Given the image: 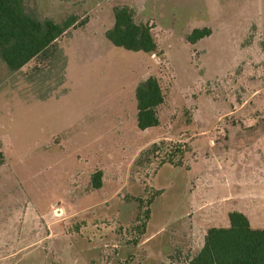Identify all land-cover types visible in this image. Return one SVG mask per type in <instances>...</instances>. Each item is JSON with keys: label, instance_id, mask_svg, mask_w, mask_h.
Here are the masks:
<instances>
[{"label": "rangeland", "instance_id": "1", "mask_svg": "<svg viewBox=\"0 0 264 264\" xmlns=\"http://www.w3.org/2000/svg\"><path fill=\"white\" fill-rule=\"evenodd\" d=\"M28 4L56 21L75 14L81 29L67 81L65 37L15 73L0 61V264H188L209 195L239 197L223 202L221 222L237 208L264 228V0ZM122 4L152 24L155 53L101 34ZM204 26L212 34L190 43ZM85 30L97 57L80 65ZM150 75L165 94L161 123L138 133L133 86Z\"/></svg>", "mask_w": 264, "mask_h": 264}, {"label": "trees", "instance_id": "2", "mask_svg": "<svg viewBox=\"0 0 264 264\" xmlns=\"http://www.w3.org/2000/svg\"><path fill=\"white\" fill-rule=\"evenodd\" d=\"M135 16V9L128 4L113 7V25L106 30L105 36L115 46L155 53L158 43L152 24L139 23ZM77 23L75 14L56 21L42 15L37 6L28 4V0H0V61L9 72L15 73L39 56L46 58L58 48L59 39ZM211 34L210 27H196L187 39L195 44ZM135 98L138 128L146 130L159 126V107L165 101L159 78L150 75L141 79L135 88ZM157 148L154 142L148 151L156 152ZM178 150L182 157L184 151L180 147ZM166 162L181 165V159L177 163L172 158ZM92 184L94 188L103 186L102 170L92 174ZM161 193L162 190L157 191L151 202ZM147 215L150 218V210ZM229 221L226 227L207 228L203 246L189 258L188 264H264V228L253 227L249 217L238 210L229 213Z\"/></svg>", "mask_w": 264, "mask_h": 264}, {"label": "crops", "instance_id": "3", "mask_svg": "<svg viewBox=\"0 0 264 264\" xmlns=\"http://www.w3.org/2000/svg\"><path fill=\"white\" fill-rule=\"evenodd\" d=\"M112 25H113V23H112ZM87 27H89V25L87 26ZM86 28V27H85ZM110 28V27H109ZM79 29H81V28H79ZM78 28H74V27H72L66 34H64L61 38H63V37H65L64 39H63V41L60 43V47H61V49L63 50V52H64V54H65V57H66V64H65V66H66V68H65V70H66V80L65 81H67L68 80V78H69V75H71L72 74V72H73V69H75V66L74 67H71L70 65H71V61H70V55L68 54V51H67V48L68 47H70L71 46V44L69 43V42H71L70 40H71V38H72V36L74 35V33L75 32H78V30H79ZM108 29V28H107ZM106 29V30H107ZM106 30H104V32H102L101 31V34H103L104 36H105V32H106ZM83 32H86L87 33V30H85V31H81V34H83V41L81 42L82 43V46L84 47V49H85V52L82 54V56H81V58H80V56H79V60H77V58H76V64H80V65H82L83 63H87V62H92L94 59H95V57H97L96 55H97V52H96V46L98 47V44L96 43V41H94V40H90L89 38H92V37H87L86 36V33H85V35H84V33ZM91 34H96L95 32H93V33H91ZM86 36V37H85ZM106 37V36H105ZM60 40V39H59ZM60 42V41H59ZM64 43H65V45H64ZM111 43V42H110ZM76 44H77V42H76ZM76 44H74V45H76ZM112 44V43H111ZM107 46H110V45H107ZM85 55V56H84ZM77 67H79L78 65H77ZM144 78H146V77H144ZM144 78H142V79H144ZM140 80H138V81H136L135 82V84H134V86H133V90H134V92H135V88H136V85H137V83L139 82ZM4 93L3 94H6V92L5 91H3ZM136 107H137V104H136ZM120 114H122V113H120ZM123 115V114H122ZM119 117H121V115H118L117 116V118H119ZM112 123H110V125H111ZM134 125L135 126H137V117H136V120H135V122H134ZM138 127V126H137ZM120 129H124V127H121ZM149 129V128H148ZM148 129H146V130H148ZM146 130H141V129H137V131L136 132H144V131H146ZM145 144V143H144ZM110 156L112 157V155H109V158H110ZM206 167V166H205ZM208 170L209 169H207V172H208ZM211 176L212 175H210V180L211 181H213V177H212V179H211ZM215 181L214 182H216V180L217 179H214ZM210 181V182H211ZM218 181H219V179H218ZM216 189H217V185H216ZM236 199H239V197H231V196H227L226 198L225 197H223V196H220V194L218 195L217 194V196H215V195H209V198H207L206 196H205V198H204V200H205V202L203 203V204H200L201 202H199V204H198V206L200 207V206H208L209 207V209H208V211L210 212V214L212 215V217H209L206 221H205V224H209V225H207L206 226V230H207V228H209V227H211V226H217V227H220V226H229V224H230V221H229V213L231 212V211H233V210H238V211H242V210H239V209H237V208H233V209H230L229 211H228V213H227V215L225 216V219L221 222L220 221V218H221V214H222V207H224L225 206V204L223 203L224 201H228V205H229V203H234V201H236ZM258 199H260V198H258ZM224 212V211H223ZM242 212H244V211H242ZM204 224V223H203ZM204 224V225H205ZM205 234H206V232H205ZM204 237H205V235H204ZM203 243H204V238H203ZM203 243H202V245H201V247L203 246Z\"/></svg>", "mask_w": 264, "mask_h": 264}]
</instances>
